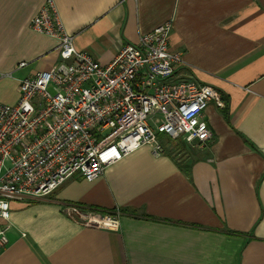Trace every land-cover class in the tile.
I'll list each match as a JSON object with an SVG mask.
<instances>
[{"label":"crops","instance_id":"crops-1","mask_svg":"<svg viewBox=\"0 0 264 264\" xmlns=\"http://www.w3.org/2000/svg\"><path fill=\"white\" fill-rule=\"evenodd\" d=\"M46 1L0 0V102L17 103L20 81L59 60L58 39L31 26ZM54 2L76 47L102 64L171 22V50L226 106L204 111L203 146L145 145L93 180L11 201L0 264H264V0ZM69 204L120 212V227L83 226Z\"/></svg>","mask_w":264,"mask_h":264},{"label":"built area","instance_id":"built-area-1","mask_svg":"<svg viewBox=\"0 0 264 264\" xmlns=\"http://www.w3.org/2000/svg\"><path fill=\"white\" fill-rule=\"evenodd\" d=\"M31 26L58 39L59 60L20 81L17 103L0 102V253L12 228L11 201L49 196L77 174L93 180L145 145L161 155L164 139L203 146L212 137L204 111L226 106L219 89L190 75L182 54L171 50V22L125 45L108 64L76 47L54 0ZM62 210L86 227H120V212L78 204Z\"/></svg>","mask_w":264,"mask_h":264},{"label":"rangeland","instance_id":"rangeland-1","mask_svg":"<svg viewBox=\"0 0 264 264\" xmlns=\"http://www.w3.org/2000/svg\"><path fill=\"white\" fill-rule=\"evenodd\" d=\"M169 141H171V140H169ZM186 144H188L189 146H193L194 145V143H186Z\"/></svg>","mask_w":264,"mask_h":264},{"label":"trees","instance_id":"trees-1","mask_svg":"<svg viewBox=\"0 0 264 264\" xmlns=\"http://www.w3.org/2000/svg\"><path fill=\"white\" fill-rule=\"evenodd\" d=\"M226 116H227V114H226ZM228 117V116H227ZM166 141H168L167 139H164V142H166ZM124 211V210H123Z\"/></svg>","mask_w":264,"mask_h":264}]
</instances>
